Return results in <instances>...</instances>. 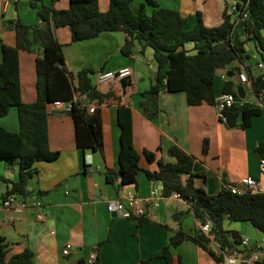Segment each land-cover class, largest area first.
<instances>
[{
    "label": "crops",
    "instance_id": "0c3cea01",
    "mask_svg": "<svg viewBox=\"0 0 264 264\" xmlns=\"http://www.w3.org/2000/svg\"><path fill=\"white\" fill-rule=\"evenodd\" d=\"M154 1L160 7L177 10L186 19V29L194 25L197 12L206 26L219 25L225 4L229 2ZM42 2L49 5L51 0ZM68 6L69 0L53 2L56 9H66ZM98 7L100 11H105L108 0H98ZM146 11L150 12V7ZM16 18L26 24L40 21L37 8L32 7L28 0L10 3L0 0V61L1 44H14V32L7 25ZM53 34L61 44L63 64L74 79L78 71L89 69L92 71V85L101 93H110L98 105L103 150L77 148L72 117L68 112L50 106L47 117L48 144L52 151L59 152V156L54 161L37 162V174L28 181V188L32 191L29 196L39 198L45 216L41 221L36 220V209L29 207L18 219L10 222L7 219L9 211L2 207L0 197V235L7 243L6 257L30 249L35 264H88L87 258L91 252L97 255L95 264H213L215 260L210 252L189 239L169 246L168 258L163 253L170 237L179 228L193 235L199 227L198 220L188 211L187 203L181 198L171 194L163 196L158 207L147 206V221L143 223L138 218H123L107 211L109 200L119 198L129 190L146 199L153 188H162L161 181H151L144 173L138 174L134 183L121 182L117 164L120 132L117 108H130L132 137L137 150L145 148L153 151L156 158L174 162L168 149L175 145L194 156L207 170L205 186L209 195H216L227 184L240 186V179L247 176L258 181L264 193V173L255 151L258 143L264 140V92L259 96L254 95L250 83H240L230 69H220L214 79V94L219 95L226 79L231 78L244 90L243 97L237 96L236 104L240 108L260 110L250 117L247 127L227 126L218 117L214 105H188L182 91L160 92L158 114L154 118H147L140 101L142 92L149 88L156 72L150 48H141L136 43L129 55H123L120 48L126 35L122 31H104L96 37L79 41H71L67 27L54 29ZM232 39L235 44L245 39L243 20L235 21ZM243 46L247 54L251 52L259 59L253 42L248 40ZM191 47L192 44L186 45L187 49ZM41 54L40 48L35 51L20 50L18 54L20 97L25 103L33 102L36 98L35 60ZM244 64L248 65L246 61ZM123 66L132 68L130 77L101 84L96 82L98 72ZM0 127L9 131L18 130L14 108L6 116L0 117ZM204 140H207V150L203 149ZM140 165L151 171L157 169L155 161L148 163L141 159ZM18 169V160L11 164L0 161V176L5 179L16 181ZM107 171L114 173L111 181L107 180ZM194 181L199 185L202 178L196 177ZM10 186V183L0 179V196ZM226 221L223 222L224 230H234L240 238L247 237L251 245L258 242L262 233L257 228L240 224L225 226ZM228 237L231 239L230 233ZM216 243L211 240L209 247L215 248ZM67 244L70 251L64 255L62 250ZM260 264H264V248Z\"/></svg>",
    "mask_w": 264,
    "mask_h": 264
},
{
    "label": "trees",
    "instance_id": "16d2710c",
    "mask_svg": "<svg viewBox=\"0 0 264 264\" xmlns=\"http://www.w3.org/2000/svg\"><path fill=\"white\" fill-rule=\"evenodd\" d=\"M54 1L47 5L42 0H31L30 5L37 8L40 21L34 24L23 23L18 18L9 21L7 26L14 32V44H1L0 117L6 116L14 108L18 130L9 131L0 127V161L11 164L18 160L19 165L16 181L0 176V179L11 184L10 189L0 196L1 199L11 193L30 195L32 191L28 188V181L37 174L36 163L58 158L59 152L52 151L48 144L47 117L53 101H68L74 93H79L86 101H102L110 95L101 93L92 85V71L89 69L78 71L75 77L77 84H74V77L60 62L61 44L54 37V29L67 27L71 41L90 39L104 31H122L126 37L120 51L126 56L136 43L141 48H150L156 72L149 88L142 92L140 101L147 118L157 116L158 95L162 91L184 92L188 105H214V79L220 69L227 68L236 74L243 65L254 95L259 96L264 92V68L254 73L250 65L244 64L248 55L243 46L248 40L253 42L259 55L258 62L264 65V0H234L233 12L227 10V2L222 12V22L213 27L206 26L197 12L190 29H186V19L177 10L160 7L154 0H145L136 9L132 7L134 0H108L105 11L99 10L98 0H69L66 9L54 8ZM146 5L150 7L149 14ZM235 16L243 17L245 39L239 44L232 39ZM187 44H192V47L187 49ZM38 48L42 54L35 60L36 98L33 102L25 103L20 97L18 54L20 50L35 51ZM237 87L231 78H227L222 92L238 96ZM259 111L258 108H240L234 104L223 111L225 124L229 127H247L250 117ZM68 113L73 121L76 147L101 152L99 108L88 113L84 106L75 102ZM117 123L120 129L117 164L121 182L134 183L137 175L144 173L149 180L162 182V196L177 193L198 222L211 221L212 238L207 237L200 227L195 229L193 235L179 228L164 248L166 257L169 246L189 239L207 249L215 261H221L222 257L215 254L209 242L217 241L222 248H230L241 239L236 231L223 229L226 220L248 222L264 233V193L246 191L238 194L224 186L216 195H209L205 186L207 170L194 156L175 145L168 149L174 162L156 158L153 151L145 148L137 150L133 143L128 107L117 108ZM203 149L207 150V140L203 142ZM255 151L260 159H264V140L258 143ZM141 159L148 163L155 161L157 169L151 171L142 168ZM112 175L114 173L106 172L108 181L112 180ZM196 177L202 178L199 185L194 181ZM138 220L141 223L147 221L145 216ZM6 256L7 243L0 235V264H35L30 249L9 258Z\"/></svg>",
    "mask_w": 264,
    "mask_h": 264
},
{
    "label": "built area",
    "instance_id": "2783aa9c",
    "mask_svg": "<svg viewBox=\"0 0 264 264\" xmlns=\"http://www.w3.org/2000/svg\"><path fill=\"white\" fill-rule=\"evenodd\" d=\"M18 0H4L5 3L17 2ZM29 2L31 0H28ZM229 12L235 10V1L229 0L227 7ZM243 20V17H236L235 20ZM258 68L263 69L264 65L262 62H258L256 65ZM132 75V68L130 66H123L115 70L100 71L96 74V82L98 84L110 81V80H123ZM237 80L240 83H250L247 78V75L244 71V66L240 65L239 71L236 72ZM74 84H77V80L74 79ZM80 103L81 107L84 106L88 113H93L100 105L101 101L93 100L86 101L79 93H74L72 98L68 101L55 100L52 103L53 107L59 108L65 112H69L72 103ZM237 103V96L231 92H221L215 97L214 106L218 110V117L221 121L226 122V117L223 111L232 105ZM261 171L264 173V159H260ZM240 186L235 185H226L231 191L238 194L251 191L254 193H263L262 187L258 181L252 177H243L239 181ZM173 196L180 198L177 193H173ZM163 196L157 188H153L150 191L149 196L146 199H142L136 195L132 190L127 191L123 196L109 200L106 204L107 211L114 213L123 218H140L146 216L147 206L158 207L159 200ZM1 205L4 209L9 211L8 220L10 222L15 221L19 216L29 207L35 208V218L36 220L44 219V212L42 210V203L37 196H25L18 193H11L5 196L1 200ZM201 231L209 238H212L211 235V221L206 220L204 223L198 222ZM51 234L54 231H50ZM264 248V233L261 234L257 243L250 244V241L247 237L241 238L237 244H233L230 248H222L217 242L215 248L212 247V250L216 255L222 257L221 261H214L213 264H260L261 262V252ZM70 251V245H66L62 253L67 255ZM96 253L91 252L88 255L87 261L88 264H94L96 260Z\"/></svg>",
    "mask_w": 264,
    "mask_h": 264
},
{
    "label": "rangeland",
    "instance_id": "374dc122",
    "mask_svg": "<svg viewBox=\"0 0 264 264\" xmlns=\"http://www.w3.org/2000/svg\"><path fill=\"white\" fill-rule=\"evenodd\" d=\"M144 1L145 0H134L132 2V7L134 9H136L139 6V4L142 3V2L144 3ZM146 9L149 10V7L147 5H146ZM147 13L149 14V12H147ZM247 55H248V58L246 59V63L248 65H250V67L252 68L253 72L254 73H258L259 71H261V69L256 66L257 62L259 61V59L256 56H254L251 52H248ZM227 224H228V226H229V224H240V225H245L247 227H250V228L254 229V227L250 223L243 222V221H226L225 222V226H227ZM257 236H259L258 233H257Z\"/></svg>",
    "mask_w": 264,
    "mask_h": 264
},
{
    "label": "water",
    "instance_id": "95a60500",
    "mask_svg": "<svg viewBox=\"0 0 264 264\" xmlns=\"http://www.w3.org/2000/svg\"><path fill=\"white\" fill-rule=\"evenodd\" d=\"M60 62L63 63V61H60ZM228 76L231 77L232 74L229 73ZM236 91H237V94H238L239 97H243L244 96V90H243L242 86H238Z\"/></svg>",
    "mask_w": 264,
    "mask_h": 264
}]
</instances>
